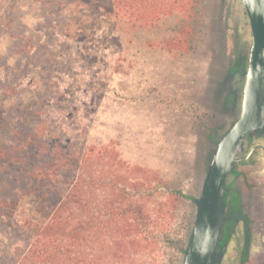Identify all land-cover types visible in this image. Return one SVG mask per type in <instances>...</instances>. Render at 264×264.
Wrapping results in <instances>:
<instances>
[{"label":"rangeland","instance_id":"obj_1","mask_svg":"<svg viewBox=\"0 0 264 264\" xmlns=\"http://www.w3.org/2000/svg\"><path fill=\"white\" fill-rule=\"evenodd\" d=\"M163 1L172 11L149 23L111 0H0V264H16L31 243L49 190L63 194L85 176L80 158L91 147L96 180L82 181L80 197L95 204L90 244L114 240L101 233L116 172L128 177L137 220L149 215L142 237L156 239L117 264H181L174 245L188 240L211 132L229 120L215 88L232 39L248 48L251 29L241 0ZM146 177L136 192L131 184ZM258 178L263 241L246 264H264V164ZM239 234L222 264H239Z\"/></svg>","mask_w":264,"mask_h":264},{"label":"trees","instance_id":"obj_2","mask_svg":"<svg viewBox=\"0 0 264 264\" xmlns=\"http://www.w3.org/2000/svg\"><path fill=\"white\" fill-rule=\"evenodd\" d=\"M111 2L122 11H131L136 19L149 23L157 19L158 15L169 14L173 9L172 4L159 2V0H111ZM94 154V148L91 147L81 155L80 168L85 174L83 178L80 174L73 177L63 194L49 190L46 201L36 207L39 213L44 214L46 220L36 226L31 243L19 256L16 264H117L121 256L130 249L137 251L139 246L145 249L153 248L152 244L156 243V239L155 241L152 239L154 241L152 242L142 237L144 231L141 229V226L150 225L149 215H147V221L137 220L136 213L140 212V208H137V200L127 198L124 192V186L130 184L128 177L116 172L108 183L111 186L108 189L111 190L112 199L103 205L110 213L102 223L101 233L102 236L103 234L108 236V232L111 233L114 240L111 245L102 242L100 245L97 240L96 246L90 244L92 232L96 226L95 204L91 201H81L80 197L82 181H87L92 187L93 180H96L94 167L98 165L100 158ZM76 162H79L78 158ZM129 170L143 171L135 166L130 167ZM144 180L131 184L136 192H139V189L142 190L145 187L144 184L150 182L151 178L146 177ZM145 190H149V187L147 186ZM87 192L91 193V190ZM169 194V197L185 196L180 190H172ZM81 210L88 215L84 222L79 216ZM152 225L158 226L159 223L152 221ZM85 241L86 248L85 244H82ZM174 247L183 256L184 245L181 246L178 242Z\"/></svg>","mask_w":264,"mask_h":264},{"label":"water","instance_id":"obj_3","mask_svg":"<svg viewBox=\"0 0 264 264\" xmlns=\"http://www.w3.org/2000/svg\"><path fill=\"white\" fill-rule=\"evenodd\" d=\"M248 17L252 42L245 71L239 116L217 141L195 204V217L181 264H220L223 249L216 251L225 219L221 196L224 182L237 161L246 133L264 121V0H241Z\"/></svg>","mask_w":264,"mask_h":264},{"label":"flooded vegetation","instance_id":"obj_4","mask_svg":"<svg viewBox=\"0 0 264 264\" xmlns=\"http://www.w3.org/2000/svg\"><path fill=\"white\" fill-rule=\"evenodd\" d=\"M234 36L233 54L223 65L221 75L215 88L214 99L219 110L229 120L220 130L211 132L210 141L213 150L207 153L205 168L207 169L217 141L239 116L242 106L245 71L248 65L249 48L242 45ZM252 42V34H251ZM251 44V43H250ZM221 131V132H220ZM264 121L256 129L245 134L241 147L236 154L237 161L225 178V190L221 196L224 202V215L216 251L223 249L220 264L224 262L229 244L236 233L239 234V264H246L252 255L253 243L260 246L262 239L257 236L263 228L261 203L258 195V173L264 164ZM254 193H257L256 198ZM260 247L259 249H262ZM256 252V251H254Z\"/></svg>","mask_w":264,"mask_h":264}]
</instances>
